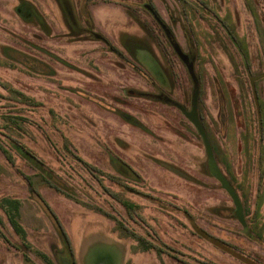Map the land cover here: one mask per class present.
Here are the masks:
<instances>
[{
	"label": "rangeland",
	"instance_id": "374dc122",
	"mask_svg": "<svg viewBox=\"0 0 264 264\" xmlns=\"http://www.w3.org/2000/svg\"><path fill=\"white\" fill-rule=\"evenodd\" d=\"M0 144V264H264V0H0Z\"/></svg>",
	"mask_w": 264,
	"mask_h": 264
},
{
	"label": "water",
	"instance_id": "95a60500",
	"mask_svg": "<svg viewBox=\"0 0 264 264\" xmlns=\"http://www.w3.org/2000/svg\"><path fill=\"white\" fill-rule=\"evenodd\" d=\"M146 7L150 10V12L153 14V16H155V18L157 19V21L159 22V24L164 28L166 35H168L170 37V39L173 42V46L176 49L178 55L181 57L184 55L183 51L181 50V48L178 47L177 43L174 41L171 32L169 30V28L167 27V25L165 23L162 22V20L159 18V16L157 15L155 9L149 5L146 4ZM187 65V64H186ZM191 65V64H190ZM189 65H187L188 70H189V74L194 82V89H193V93H192V101H191V108L190 109H186L183 105H181L179 102H176L175 100L163 97L164 100H166L167 102L177 106L184 114L185 116L190 120V122L196 127L198 133L200 134V136L202 137V140L204 142L205 145V149L207 152V156H208V161H207V165H208V171L209 173L214 176L222 185V187L228 192V194L231 196L232 200L234 201L235 204V211L234 214L235 216L238 218V220L243 224V226L246 225V220H245V215H244V210H243V205L241 203V200L235 190V188L233 187V185L231 184V182L229 181V179L224 175V173L221 171L215 154H214V150L211 144V141L208 137V134L205 130V127L199 117V113H198V100H199V93H200V87H199V82H198V78L196 76V74L193 72L192 67ZM61 264H72L71 261L67 260L66 258H62L61 259Z\"/></svg>",
	"mask_w": 264,
	"mask_h": 264
},
{
	"label": "trees",
	"instance_id": "16d2710c",
	"mask_svg": "<svg viewBox=\"0 0 264 264\" xmlns=\"http://www.w3.org/2000/svg\"><path fill=\"white\" fill-rule=\"evenodd\" d=\"M156 11V10H155ZM157 15L159 16V18L162 20L163 23L164 20L162 19V17L158 14V12L156 11ZM153 15V14H152ZM26 18L29 17V16H25ZM155 18V16H154ZM155 20L157 21V19L155 18ZM158 22V21H157ZM167 25V24H166ZM167 27L169 28V26L167 25ZM170 30V28H169ZM184 32L185 34L187 35V39L188 40H191V37L188 33V29L187 27L185 26L184 28ZM191 43L189 42V45ZM199 113V112H198ZM200 117V115H199ZM201 119V117H200ZM203 123V122H202ZM204 125V123H203ZM205 127V125H204ZM206 130V129H205ZM0 149H2V151L6 154V157L7 159H11V156L7 153V150H4L3 147L1 146L0 144ZM21 149V148H20ZM23 150H24V154H26V156H24V158L26 157L27 158V162H29L32 166H35L39 172L41 173V170H40V166H44V163L42 160H40L34 153H32L28 148L24 147L23 146ZM21 152L22 149H21ZM20 152V153H21ZM12 155V154H11ZM25 158V159H26ZM42 174V173H41ZM44 180L49 184L51 185V187L54 186V183L52 182L51 179H49L47 176H45L44 174H42ZM30 185H31V182H30ZM126 187H129V190H133L134 188L130 187V186H126ZM58 189V187H57ZM6 202V200H5ZM7 202H9L10 206H12L11 210L15 211L17 214L20 213V202L18 200H8L7 199ZM42 202L44 203V205H46L47 209L49 210V212L51 213V215L53 216L56 224H57V227L59 229V232H60V236H61V239H62V243L65 245L66 249L69 250L70 252V256L68 258H66L67 260L71 261L72 264H76L74 259H73V255H72V245H71V241H70V238L68 236V234L66 233V231L64 230L60 220L58 219V217L56 216V214L49 208V206L47 205L46 202L43 201L42 199ZM134 207V205L132 206ZM16 213L15 214H12V217H11V222L13 224V226L15 227V229L19 232L24 231V228L21 226V224L19 223L18 219L16 218ZM236 217V216H235ZM118 223H120V226L123 228V230L125 231V234L123 235H129L131 236L132 238L134 239H139L141 243H143V249H150L151 247V244L149 243V241L145 238V237H142V236H139L137 235L135 232L133 231H130L121 221L117 220ZM246 226V225H245Z\"/></svg>",
	"mask_w": 264,
	"mask_h": 264
},
{
	"label": "crops",
	"instance_id": "0c3cea01",
	"mask_svg": "<svg viewBox=\"0 0 264 264\" xmlns=\"http://www.w3.org/2000/svg\"><path fill=\"white\" fill-rule=\"evenodd\" d=\"M74 8V7H73ZM164 97H166V98H169V99H172V97H170V95H167V96H164ZM181 104V103H180ZM182 105V104H181ZM184 106V105H183ZM185 107V106H184ZM214 154H215V152H214ZM215 157H216V155H215ZM216 160H217V157H216ZM217 163H218V161H217ZM218 165H219V163H218ZM220 167V166H219ZM220 169H221V167H220ZM221 171L223 172V170L221 169ZM224 173V172H223ZM224 175L227 177V175L224 173ZM228 178V177H227ZM229 179V178H228ZM230 181V180H229ZM231 182V181H230ZM231 184H232V182H231ZM233 185V184H232ZM234 187V186H233Z\"/></svg>",
	"mask_w": 264,
	"mask_h": 264
}]
</instances>
